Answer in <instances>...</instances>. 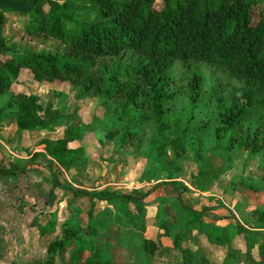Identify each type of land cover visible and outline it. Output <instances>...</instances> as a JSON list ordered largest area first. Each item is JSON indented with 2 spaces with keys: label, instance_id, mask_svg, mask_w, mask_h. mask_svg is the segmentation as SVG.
I'll list each match as a JSON object with an SVG mask.
<instances>
[{
  "label": "rangeland",
  "instance_id": "1",
  "mask_svg": "<svg viewBox=\"0 0 264 264\" xmlns=\"http://www.w3.org/2000/svg\"><path fill=\"white\" fill-rule=\"evenodd\" d=\"M161 4L162 0H155V7L159 8ZM253 9V21H256L260 6ZM2 15L5 20L2 37H5V48L9 53L63 52V46L53 39L26 34L25 16L15 11H5ZM4 54L0 53V63L7 57ZM133 58L134 55L126 53L119 57L96 59L93 72L102 74L105 67L125 64ZM194 71L205 79L204 96L193 119L189 120L188 99L179 95L171 113L172 126L165 127L162 134L165 150L161 157L151 143L155 135L151 121L130 124L129 131H136L138 138H128L122 143L123 121L119 119L120 108L116 102L101 104L100 98L92 92L83 93L79 85L63 81L36 83L28 70L20 72L11 91L38 95L42 103L51 102L54 109L60 110L62 118L51 131L28 134H14L10 126L2 129L4 127L0 124L3 132L0 135V157L9 161L21 159V165H25V171L17 173L16 182L20 184L21 191L13 206L15 215L11 217L7 214L4 220H0V241L3 239L11 243V247L6 245L1 251L9 264L40 262L45 255L42 251L47 246L46 241L60 234L65 221L75 226L76 219L83 233L88 226L95 227L93 240L109 257L111 264H261L258 244H248L247 236L244 239V236L237 235L235 229L240 225L255 231L257 237L264 240V150L256 151L255 148L251 154L239 144L227 149L228 137L216 146L212 136L217 125L216 102L209 99V95L219 87L218 94L223 99L234 81L228 79L221 69L206 63L192 62L187 66L174 63L172 67V74L181 82L188 81ZM130 112L131 115L145 114L146 107L138 101L131 106ZM260 113L264 115V103ZM176 120H179L178 124H175ZM245 125L243 129L249 128L252 132L260 124L252 120ZM186 126L198 127L202 133L196 136L183 133L182 129ZM201 134L204 142L200 146ZM65 136L70 140L69 147L79 146L83 150L77 167L65 171L48 157L31 158L36 152L45 153L42 139L55 141ZM197 148H200L199 158L195 154ZM202 168L211 171L209 183L203 184L205 189L200 191L204 195L186 199L189 194H198L197 185L205 174ZM15 175L10 174L9 177ZM52 176L69 189H109L137 196L149 190L153 192L151 196L166 195L168 188H172L169 183H178L181 185L180 201L192 209L208 207L202 218L204 224L219 228L227 225L230 244L221 245L215 239H208L209 228L206 226L200 231L183 232L185 215L176 198L157 197L152 202L149 196L145 199L149 204L143 207V215L136 205L131 204L128 205V214L119 215L104 202L91 203L84 195L73 196L70 191L52 188ZM203 181L204 177L200 182ZM244 181L252 182L256 190L244 187ZM89 211H92L95 220H88L86 213ZM100 211H103V219L95 224ZM10 222L18 224L19 235L15 234V228H9ZM43 223L46 232L40 234L38 254L33 255V260H28L16 249L28 246V231L34 228L37 234L35 229L43 227ZM157 229L161 231L157 232ZM7 236L11 238H4ZM162 236L169 238L170 244L164 245L160 241ZM55 264H61L57 258Z\"/></svg>",
  "mask_w": 264,
  "mask_h": 264
},
{
  "label": "trees",
  "instance_id": "2",
  "mask_svg": "<svg viewBox=\"0 0 264 264\" xmlns=\"http://www.w3.org/2000/svg\"><path fill=\"white\" fill-rule=\"evenodd\" d=\"M0 1L25 3L24 0ZM154 3L155 0H35L28 13H19L27 18L25 33L53 39L63 46V52H5L7 57L0 63V124L13 120L19 132H43L53 130L62 118L60 110L54 109L51 102L42 103L38 95L11 91L20 72L28 70L36 83L69 82L79 85L83 93L95 94L101 104L116 102L120 108L119 119L123 121L122 143L128 138H138L136 131H129L130 124L151 121L155 131L151 143L161 157L165 150L162 134L165 127L172 126L171 113L179 95L188 99L191 120L205 93V79L200 73L194 71L188 81L181 82L172 74V67L174 63L187 66L201 62L221 69L234 81L223 99L218 94L219 87L209 95V99L216 102L217 125L212 131L216 146L228 137L227 149L239 144L251 154L255 148L264 150V115L260 113L264 103V0H162L159 8ZM255 6H260V10L257 20L253 21ZM5 11L12 10L0 9L2 29L5 24L2 12ZM4 41L2 37L1 45L5 48ZM126 53L134 55V60L105 67L102 74L93 72L96 59ZM138 101L146 107V113L131 115V106ZM252 120L259 121L260 125L252 132L249 128L244 130L246 122ZM182 132L194 136L202 133L198 127L189 126ZM69 141L66 136L55 141L42 139L45 153L36 152L31 158L48 157L65 171L77 167L83 150L79 146L69 147ZM203 142L201 134L198 144L201 146ZM195 154L199 158L200 148L195 149ZM202 170L205 174L200 181L203 177L205 181H199V191L205 189L203 184H208L211 177V171ZM24 171L25 167L0 168V175ZM169 185L176 192L185 215L183 232L203 230L206 225L202 218L206 211H197L182 203L181 185ZM242 185L256 190L252 182L244 181ZM52 188L70 191L73 196L84 195L91 203L104 202L119 215L129 213V204L136 205L143 215V207L147 206L144 199L152 192L137 196L109 189H69L54 176ZM86 215L89 221L96 219L92 211ZM102 219L103 211H100L95 224ZM75 221V226L67 221L62 225L60 234L52 238L37 264H55L56 258L61 264H111L93 240L95 227L88 226L83 233L77 219ZM206 227L209 228L208 239L229 246L227 225ZM44 232L45 227L40 228V234ZM235 232L244 239L247 236L248 244H258L259 261L264 264V240H260L255 231L240 225Z\"/></svg>",
  "mask_w": 264,
  "mask_h": 264
},
{
  "label": "crops",
  "instance_id": "3",
  "mask_svg": "<svg viewBox=\"0 0 264 264\" xmlns=\"http://www.w3.org/2000/svg\"><path fill=\"white\" fill-rule=\"evenodd\" d=\"M1 124H2V126L4 128H2L0 126V135L1 134L3 135V132L1 131V128L2 129H8L9 126L14 130V134L16 132L21 133V134H28V133H30V132H25V131L24 132H19L17 130L16 125H15V122L13 120H5ZM4 160L5 159H2L0 157V168H3V169H7L8 168L9 169V168H13V167H17V168H23V167H25V165H21V163H22L21 159H11L10 161L9 160H5L4 161ZM26 169L28 170L29 168H27V166H26ZM17 176H18V174H16L13 177H9V175H0V217H3V219H0V220H4V217L7 214L8 215H11V217H13L15 215L14 214V211H13L15 209V207H13V206H14V203H15L16 199L20 196L19 193L21 191L20 190V184H18L16 182ZM167 191H168V194H166V195H164V194H162V195L156 194L154 196H151V194L153 193V192H151V194L149 195V196H151L150 200L153 202L155 199H157V197L169 198V199L176 198L177 194H176V192L174 191L173 188H170L169 187ZM196 191H197V193L199 195L196 194V193L189 194V196L186 197V199H190V197H193V198L196 197V198H198L197 196L204 195L200 191H198V190H196ZM148 197H146V198H148ZM145 199H144V202L147 203L148 201H145ZM100 203L103 204V202H100ZM148 204L149 203H147V206H148ZM18 210H19V212H21L20 209H19V206H18ZM195 210H197V211H205V210H208V207H201V208L195 209ZM18 216H19V214L16 215V217H18ZM11 217H10V219H13ZM17 225H15L14 222H10L9 228L10 229L15 228L14 229V231L16 232L15 234L16 235H19V233H18L19 226H17ZM241 225L242 226H245V225H243V223H241ZM41 226L44 227V223ZM224 226H226V225H224ZM224 226H222V227H224ZM37 229H35V230H36V233L38 235L34 233V228L33 229H30L28 231V234H27V235H29L28 238H27L28 246L22 245V248L23 249H19V248L16 249L17 251H21V254L24 255L26 257V259H28V260H33L34 259V256L33 255L38 252L37 249L39 248L38 247L39 246V243H41L40 239H41L42 236L40 235V233H38V231L40 232V228L38 230ZM158 231L160 232L161 229H157V232ZM45 232H44V234H45ZM8 235H9V233H8ZM4 238H6V239L8 238L9 239L11 237H8L7 236V237H4ZM2 240L0 241V264H9V262L6 260V257L3 255L4 252H1V251L4 249V247L6 245H8L9 247H11V243L7 242V240L5 242L2 241ZM49 240H50L49 242L46 241L47 242V246L45 245V248L42 251V255L46 252V249H47L49 243L51 242V239L50 238H49ZM21 241H23L22 238H21ZM160 241L163 244L165 243L164 245L170 244L169 243L170 240L167 237H163L162 236L160 238ZM172 247L173 246H171V248Z\"/></svg>",
  "mask_w": 264,
  "mask_h": 264
},
{
  "label": "water",
  "instance_id": "4",
  "mask_svg": "<svg viewBox=\"0 0 264 264\" xmlns=\"http://www.w3.org/2000/svg\"><path fill=\"white\" fill-rule=\"evenodd\" d=\"M24 1H25L24 4H20L16 1H0V9H9L17 13L26 14L32 9L35 0H24ZM1 41H2V24L0 19V53H5L7 49L1 45Z\"/></svg>",
  "mask_w": 264,
  "mask_h": 264
}]
</instances>
